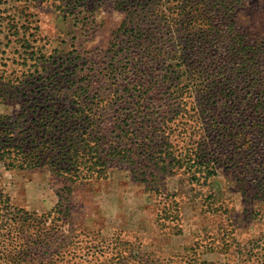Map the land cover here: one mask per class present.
<instances>
[{"label":"rangeland","instance_id":"374dc122","mask_svg":"<svg viewBox=\"0 0 264 264\" xmlns=\"http://www.w3.org/2000/svg\"><path fill=\"white\" fill-rule=\"evenodd\" d=\"M131 1L0 0V114L31 113L36 105H112L110 91L117 88L106 79L107 68L116 53L124 56L120 50L129 40L124 31L135 7ZM245 4L237 8L236 28L244 41L261 43L264 0ZM173 19L176 35L167 42L194 41L196 46V29L190 31V22L179 16ZM154 21L151 25H158ZM157 34L158 41L167 37L163 28ZM197 60L186 65L208 72L211 63L201 68ZM156 68L165 74V64ZM128 71L121 77L115 72L121 89L136 79L130 65ZM192 79L202 91L211 81L207 76ZM108 87L99 99L98 91ZM189 95L193 106L203 103L195 88ZM257 122L264 126V117ZM208 136L174 139L180 163L167 173L148 169L147 178H138L134 166L122 162L110 166L107 179L74 183L44 169L0 166L5 196L0 221L24 211L19 214L23 230L0 239V264H10L13 256L22 258L20 264H264V133L229 144L223 158L218 149L217 155L201 153L217 161L216 174L207 184L205 179L192 182L189 162L180 154L185 149L190 157L198 156L193 146L220 143L213 132ZM3 225L7 233L9 226Z\"/></svg>","mask_w":264,"mask_h":264},{"label":"trees","instance_id":"16d2710c","mask_svg":"<svg viewBox=\"0 0 264 264\" xmlns=\"http://www.w3.org/2000/svg\"><path fill=\"white\" fill-rule=\"evenodd\" d=\"M246 1H131L135 7L124 31L129 39L120 50L124 56L116 53L112 59L115 61L107 68L106 79L114 81L117 89L110 91L108 87V91H98L97 95L101 99L110 91L112 105H95L94 101L91 105H36L31 113L24 109L20 115L0 114V127H6L4 131L0 129V166L7 170L44 169L74 183L107 179L110 166L122 162L134 166L138 178H147L148 169L167 173L180 163L171 143L174 139L210 140L208 134L213 132L220 141L215 143L216 147L201 144L192 148L198 156L207 151L217 155L218 149L223 158L221 152L229 149V144L248 142L250 133L263 134L264 126L257 120L264 117V41H244L234 20L237 8L245 6ZM175 15L182 22H190V31L196 29V46L192 47L194 41L167 42L169 35L172 39L176 35L172 25ZM153 17L158 25H151ZM160 28L167 32V37L158 41ZM179 31L187 33L189 29ZM191 58L198 59L200 67L208 61L211 68L208 72L190 70L186 63ZM123 63L128 64L122 66ZM162 63L165 74L159 75L156 66ZM129 65L136 79L121 89L115 72L120 77L126 75L130 73ZM195 76L211 79L205 91L199 88L198 80L192 79ZM166 86L168 91L162 92ZM194 88L202 95L203 103L199 106H193L190 100L189 93ZM130 98L138 100L134 105H113ZM109 125L113 126L110 131ZM186 126L190 129L184 130ZM209 154L190 157L182 149L180 157L189 162L192 182L205 179L207 184L209 177L216 174L213 170L217 161ZM199 173L202 175L198 176ZM4 197L0 192V199ZM20 212L24 213L16 210L10 220L0 221V239L23 230ZM3 224L9 226L7 233ZM15 257L9 259L10 264L22 263V258L17 261Z\"/></svg>","mask_w":264,"mask_h":264}]
</instances>
